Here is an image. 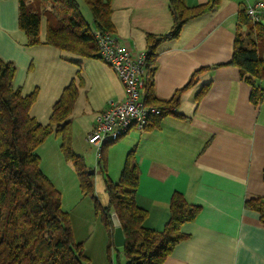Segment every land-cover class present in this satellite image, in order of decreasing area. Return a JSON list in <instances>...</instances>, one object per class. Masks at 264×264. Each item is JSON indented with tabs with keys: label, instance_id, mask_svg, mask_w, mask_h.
Here are the masks:
<instances>
[{
	"label": "crops",
	"instance_id": "0c3cea01",
	"mask_svg": "<svg viewBox=\"0 0 264 264\" xmlns=\"http://www.w3.org/2000/svg\"><path fill=\"white\" fill-rule=\"evenodd\" d=\"M207 1L185 0V4ZM256 1L221 0L209 12L185 22L175 38L158 44L154 96L168 101L180 90L179 102L173 113L142 133L130 131L115 145L119 162L116 175L110 178L114 182L126 154L135 149L139 168L135 201L147 210L146 227H164L174 192L199 207L195 218L181 227L187 237L174 246L163 264H264V224L244 204L247 199L264 197V102L250 101L251 86L230 64L239 12ZM111 8L115 33L133 51L146 49L147 34H164L172 25L169 0H111ZM260 13L264 24V8ZM25 42L18 26V1L0 0V58L15 66L14 87L30 93L38 86L35 71L43 62L36 61L35 66V58L59 62L58 68H64L68 56L49 45L27 46ZM88 59L94 61L85 64L94 69L83 92L96 82L100 96L91 106L87 132L110 100L124 98L114 69L97 58ZM54 78L59 83L54 93L62 91L66 75L58 72ZM206 86L196 102L197 93ZM110 148L106 152H112ZM113 163L107 155L104 169Z\"/></svg>",
	"mask_w": 264,
	"mask_h": 264
},
{
	"label": "trees",
	"instance_id": "16d2710c",
	"mask_svg": "<svg viewBox=\"0 0 264 264\" xmlns=\"http://www.w3.org/2000/svg\"><path fill=\"white\" fill-rule=\"evenodd\" d=\"M17 1L18 26L26 36L27 46L45 44L82 58H100L93 31L115 32L111 0H82L90 12V21L85 19L78 0ZM220 1L187 6L185 0H169L171 28L164 34L146 35L144 100L161 108L149 127L173 113L171 108L178 104L180 97V90L168 101L154 96L158 44L175 38L185 22L209 12ZM248 7L238 15L230 64L239 69L241 78L251 86L250 101L257 105L264 102V24L262 16L255 19L247 14ZM241 26H248L246 38L240 36ZM14 76L13 63L0 58V264H91L81 243L74 240L60 193L42 171L41 158L36 152L50 134L59 136L60 150L73 164L82 194L94 197L92 176L87 173L83 157L71 148L70 114L78 88L73 79L64 86L51 107L48 122L43 124L31 113L37 88L23 93L14 87ZM207 87L197 93L196 102ZM138 178L139 168L132 148L126 154L118 181L106 178L107 203L101 205L94 198V210L107 230L108 250L115 246L111 213L117 215L125 239L121 246L124 264H163L174 246L187 237L181 227L195 218L199 207L174 192L164 227L148 228L144 225L147 210L135 201ZM244 204L256 211L264 224V197L247 199Z\"/></svg>",
	"mask_w": 264,
	"mask_h": 264
},
{
	"label": "rangeland",
	"instance_id": "374dc122",
	"mask_svg": "<svg viewBox=\"0 0 264 264\" xmlns=\"http://www.w3.org/2000/svg\"><path fill=\"white\" fill-rule=\"evenodd\" d=\"M78 1L85 19L90 20L91 16L89 10L82 0ZM44 32L45 24L42 20L41 36ZM239 32L240 36L246 38L248 26L239 27ZM57 50L62 56H68L64 68H58L57 65H61L59 62L49 63L46 58L41 60L35 58V66H37L36 61L39 64H41V61L43 62L42 65L37 66L40 70L38 69L37 72L35 71V73L38 74L37 97L35 103L31 107V113L36 114V118L41 123L46 124L51 112V107L61 93V91L54 93L55 90H53V88L59 84L54 82V74L59 72V75H61L64 73V75H66L67 84L73 79V82L80 93V98L78 97L79 99L73 106L70 114L71 148L75 153L83 157L87 170H95V172L91 174L94 197L82 194L79 188V180L75 168L70 161H67L64 158L60 150L61 139L54 133L50 134L36 149L37 154L41 158V169L49 177L54 187L59 191L61 196V206L67 213L68 222L74 240L81 243L84 254L89 258L91 264H124L125 258L120 246H114L110 250L107 249V230L102 223L100 216L95 213L94 198H96L101 205L107 203L105 181L106 178L110 179L116 175L115 169L117 167V162H119V159H117L119 154L117 147L119 146L115 145L130 135L128 133L114 142L103 145L104 147H102L105 148V151L100 150L97 157L96 148L87 142L86 137L88 134L87 130L92 121L93 113L90 110L91 106L95 105L100 96L98 83H93L92 87L86 92V94L83 92L85 91V88H83L84 85L87 82L89 84V74L94 69V67L85 64V61L94 60L82 58L64 50ZM97 59L101 63H104L108 68L111 67L101 58ZM33 81H36V77ZM60 90H62V88ZM107 148H110L114 155H112V152H106ZM107 155L110 162L113 161L114 163L113 166L110 165L109 169L106 171L103 167V159L106 160ZM117 178L118 177H115L113 180H118Z\"/></svg>",
	"mask_w": 264,
	"mask_h": 264
},
{
	"label": "built area",
	"instance_id": "2783aa9c",
	"mask_svg": "<svg viewBox=\"0 0 264 264\" xmlns=\"http://www.w3.org/2000/svg\"><path fill=\"white\" fill-rule=\"evenodd\" d=\"M262 8L264 1H256L249 5L247 14L258 19ZM93 34L100 58L117 73L124 91L122 100H110L107 107L96 115L87 134V142L96 148L98 154L103 145L116 141L130 131H145L151 119L161 113V108L144 100L145 50L133 51L115 32L95 29Z\"/></svg>",
	"mask_w": 264,
	"mask_h": 264
},
{
	"label": "water",
	"instance_id": "95a60500",
	"mask_svg": "<svg viewBox=\"0 0 264 264\" xmlns=\"http://www.w3.org/2000/svg\"><path fill=\"white\" fill-rule=\"evenodd\" d=\"M87 173L89 175H91L93 173V170L89 169L87 171ZM111 220H112V224L114 227V229H113V243L115 246L121 247V246H123L125 239H124V234H123L119 219L114 212L111 213Z\"/></svg>",
	"mask_w": 264,
	"mask_h": 264
}]
</instances>
